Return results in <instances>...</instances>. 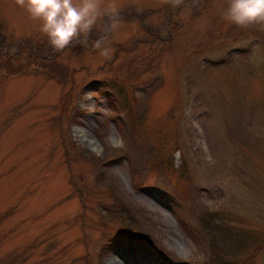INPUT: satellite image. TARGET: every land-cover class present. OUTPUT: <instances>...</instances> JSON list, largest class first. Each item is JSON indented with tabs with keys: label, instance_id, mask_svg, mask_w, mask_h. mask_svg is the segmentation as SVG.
<instances>
[{
	"label": "rangeland",
	"instance_id": "rangeland-1",
	"mask_svg": "<svg viewBox=\"0 0 264 264\" xmlns=\"http://www.w3.org/2000/svg\"><path fill=\"white\" fill-rule=\"evenodd\" d=\"M109 3L55 50L0 0V264H264V23Z\"/></svg>",
	"mask_w": 264,
	"mask_h": 264
},
{
	"label": "clouds",
	"instance_id": "clouds-1",
	"mask_svg": "<svg viewBox=\"0 0 264 264\" xmlns=\"http://www.w3.org/2000/svg\"><path fill=\"white\" fill-rule=\"evenodd\" d=\"M103 0H16V4L24 8L29 16L41 22V32L46 35L55 50H63L82 35L91 33L101 17ZM178 5L181 0H172ZM112 15L114 29L118 26L117 5L110 0L107 5ZM226 20L247 27L252 24L264 23V0H229L225 12ZM101 48L100 41L95 44ZM102 55L108 50L103 49Z\"/></svg>",
	"mask_w": 264,
	"mask_h": 264
}]
</instances>
